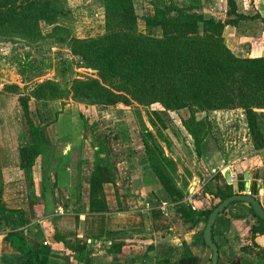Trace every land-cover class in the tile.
<instances>
[{"label": "crops", "instance_id": "obj_1", "mask_svg": "<svg viewBox=\"0 0 264 264\" xmlns=\"http://www.w3.org/2000/svg\"><path fill=\"white\" fill-rule=\"evenodd\" d=\"M243 1V13H259L264 18V0ZM204 8L223 20L227 17L211 6ZM260 31L256 37H248L227 26L224 41L236 56L264 57V31ZM38 104L45 119L50 120L42 124L46 147L36 158L31 180L21 166L19 153L20 147L31 141L21 105L17 112L6 111L0 117V123L9 119L0 125L3 202L6 208L22 215L5 219L0 225L1 262L22 264L24 251L36 247L41 251L42 264H211L213 253L205 242L204 230L206 210L213 206L204 202L196 186L198 195H184L180 202L166 197L157 209H152L146 194L152 190L149 165L144 162L146 173L139 175L131 173L133 169L121 158L114 161V154L122 155L126 148L123 144L122 149L113 147L109 135L106 153L115 176L92 194L93 172L96 164L105 166L104 153L98 158V145L80 143L78 131L58 130L63 109L51 115L47 107ZM30 115L36 125L41 124L39 118ZM249 143L250 168L239 175L235 165L222 169L221 176L226 179L230 171L231 183L226 182L234 194L244 175V192L248 189L264 206V149H256L252 138ZM154 184L158 185L155 180ZM252 208L247 202L237 201L217 216L213 239L219 248L218 264H264V257L256 253L264 248V230H254L262 224Z\"/></svg>", "mask_w": 264, "mask_h": 264}, {"label": "trees", "instance_id": "obj_2", "mask_svg": "<svg viewBox=\"0 0 264 264\" xmlns=\"http://www.w3.org/2000/svg\"><path fill=\"white\" fill-rule=\"evenodd\" d=\"M103 1L105 33L80 39L70 36L68 29L56 25L58 17L67 13L59 0H0V36L16 34L21 39L32 40L42 36L41 21L54 25L50 38L68 43L73 53L98 71L97 78L75 80L71 91L76 100L109 107L122 102L161 103L170 110L190 109L192 114L183 120V125L194 138L198 154L203 151L208 133L196 111L241 108L245 111L254 147L264 149V57L236 56L224 41L227 26L240 32L245 21H260L264 31V18L259 13H243L239 0H223V12H219L226 13L224 20L203 11L208 5L207 0H181L180 3L175 0H143L151 8L141 13L135 0ZM212 1L208 6L216 10L217 0ZM140 19H144L146 31L139 29ZM61 92L57 84L44 82L33 94L19 97L31 137L30 142L20 147L19 153L21 166L30 180L36 158L46 147L41 134L44 114L38 104L36 111L41 124L36 125L30 115V100H53ZM141 135L151 175L169 201H182L184 191L170 173L169 162L157 138L150 130ZM160 139L167 142L162 134ZM150 140L155 142L157 149L152 147ZM99 146L97 157L104 153L105 166H95L92 194L115 176L105 144L100 142ZM227 190L220 202L233 194L231 185L227 184ZM3 193L4 184L0 180V225L5 219L22 216L20 211L6 208ZM218 204L206 210V219ZM253 212L258 216L254 209ZM259 220L262 227L254 230L263 231L264 219L259 217ZM40 254L36 247L24 251L22 264H42Z\"/></svg>", "mask_w": 264, "mask_h": 264}, {"label": "rangeland", "instance_id": "obj_3", "mask_svg": "<svg viewBox=\"0 0 264 264\" xmlns=\"http://www.w3.org/2000/svg\"><path fill=\"white\" fill-rule=\"evenodd\" d=\"M135 1L140 13L151 8L143 0ZM175 1L180 3L181 0ZM59 2L63 4L67 13L58 17L56 25L68 29L70 36L86 39L105 33L106 11L103 0H59ZM209 2L213 1L207 0L208 5ZM239 2L243 6L245 1L239 0ZM222 5L224 1L217 0L218 12H223ZM203 11L212 12L205 8ZM143 21L144 19H140L138 22L139 29L146 31ZM53 27L54 25L41 21L39 29L42 36L32 40L21 39L16 34L0 36V117L2 118L6 111L17 112L16 108H20V95H31L40 83L53 82L61 88L59 97L46 101L31 99L30 114L38 119L35 112L38 103L47 107L51 115L57 109L59 111L63 109L60 111L63 117L61 116L58 130L78 131V137H81L78 141L87 146L94 144L99 146L100 141L106 144L110 135V143L113 147L119 146L122 149L123 144L126 148V153L114 154L113 160L121 158L128 163L130 169H133L130 170L131 173L139 175L146 173L142 164L145 162L146 166L149 163L147 158L141 159L146 155L141 133L150 130L160 143L164 156L169 162L167 167L175 182L184 191V195H198L201 192L205 203L209 202L212 206L220 203L221 196L228 192L227 182L221 176V170L238 165L240 175L241 170L245 171L251 166L250 164L248 166L251 136L248 132L245 111L241 108L213 112L196 111L197 118L203 119L208 133L203 142V151L198 154L194 138L183 125V120H187L192 114L190 109L170 110L161 103L139 105L122 102L109 107L76 100L71 91L75 80L97 78L98 71L91 68L81 56L73 53L68 43L50 38ZM261 29L260 21L249 20L244 22L241 33H238L256 37L262 32ZM48 120L50 119L46 117L45 122ZM8 122L9 119L4 118L0 125ZM160 132L167 138V142L160 139ZM150 142L152 147L157 149L155 142L153 140ZM243 161L246 163L243 164ZM120 173L121 171L119 175ZM151 177L152 190L146 191L150 198L147 204L155 210L160 200L166 198L167 194L162 191L159 184H154L155 179ZM244 184L245 177L242 175L237 193H244ZM195 186L199 189L197 193ZM256 253L264 257V248L256 250Z\"/></svg>", "mask_w": 264, "mask_h": 264}, {"label": "water", "instance_id": "obj_4", "mask_svg": "<svg viewBox=\"0 0 264 264\" xmlns=\"http://www.w3.org/2000/svg\"><path fill=\"white\" fill-rule=\"evenodd\" d=\"M226 179L229 183H231V177H230V171L226 172ZM242 201L247 202L250 205H252L253 209L255 210V213L261 218L264 219V206L259 201V199L249 193V190L247 189L244 193H234L221 201L210 213L207 224L204 230V239L206 244L210 247L212 250V261L211 264H218L219 260V248L214 242L213 239V226L216 221L217 216L222 213L231 203ZM0 264H5L0 261Z\"/></svg>", "mask_w": 264, "mask_h": 264}, {"label": "built area", "instance_id": "obj_5", "mask_svg": "<svg viewBox=\"0 0 264 264\" xmlns=\"http://www.w3.org/2000/svg\"><path fill=\"white\" fill-rule=\"evenodd\" d=\"M249 193H251V192H249ZM263 196H264V191H263Z\"/></svg>", "mask_w": 264, "mask_h": 264}]
</instances>
